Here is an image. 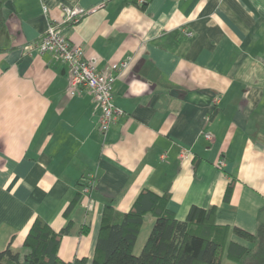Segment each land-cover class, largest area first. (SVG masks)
<instances>
[{
	"label": "crops",
	"instance_id": "crops-1",
	"mask_svg": "<svg viewBox=\"0 0 264 264\" xmlns=\"http://www.w3.org/2000/svg\"><path fill=\"white\" fill-rule=\"evenodd\" d=\"M0 1V251L20 254L41 218L71 223L60 259L90 262L103 208L127 212L142 190L167 192L179 220L196 206L219 226L264 223V0ZM63 7L87 13L63 23ZM51 23L98 71L127 63L110 71L122 114L105 135L88 92H68L69 67L34 48Z\"/></svg>",
	"mask_w": 264,
	"mask_h": 264
},
{
	"label": "trees",
	"instance_id": "trees-1",
	"mask_svg": "<svg viewBox=\"0 0 264 264\" xmlns=\"http://www.w3.org/2000/svg\"><path fill=\"white\" fill-rule=\"evenodd\" d=\"M143 5V4H142ZM141 5V6H142ZM0 1V29L3 25ZM232 187L228 184L224 200ZM75 197L66 210L72 209ZM169 194L142 190L132 207L124 213L110 204L103 208L93 259L75 258L65 262L58 256L61 237L71 228L69 222L59 233L41 218H35L24 238L21 252L13 253L8 245L0 251V264H264V223L254 233L215 224V207L192 206L184 220L168 208ZM146 215L153 217L148 237L139 254H134ZM236 236L249 245L230 239Z\"/></svg>",
	"mask_w": 264,
	"mask_h": 264
},
{
	"label": "built area",
	"instance_id": "built-area-1",
	"mask_svg": "<svg viewBox=\"0 0 264 264\" xmlns=\"http://www.w3.org/2000/svg\"><path fill=\"white\" fill-rule=\"evenodd\" d=\"M139 5L144 4V0H138ZM44 13L47 11L43 8ZM87 12L80 8H62L63 23H76ZM38 54H51L57 56L70 69L68 79V92L77 95L82 90H86L91 96V101L99 110L98 129L105 135L111 126L116 122L122 112L114 104L113 83L115 77L111 75L112 70L122 71L127 67L126 62L114 64L110 71H98L95 63L84 56L80 46H72L61 33L55 24H49L42 37L34 44ZM217 103V100H215ZM206 139L211 140L212 136L205 135ZM182 160L186 158V152L180 154ZM215 165L222 167L223 160H218ZM95 179L93 176L86 177L82 181L81 200L82 206L87 212L94 209V200L91 192L94 188Z\"/></svg>",
	"mask_w": 264,
	"mask_h": 264
},
{
	"label": "rangeland",
	"instance_id": "rangeland-1",
	"mask_svg": "<svg viewBox=\"0 0 264 264\" xmlns=\"http://www.w3.org/2000/svg\"><path fill=\"white\" fill-rule=\"evenodd\" d=\"M150 219L152 220L150 215H147L144 219V224L140 230L139 237H138L137 242H136L135 247H134V254H136V255L139 254L143 244L145 243V241L148 237L149 231H150L151 226H152ZM222 264H235V263L224 258L222 260Z\"/></svg>",
	"mask_w": 264,
	"mask_h": 264
}]
</instances>
